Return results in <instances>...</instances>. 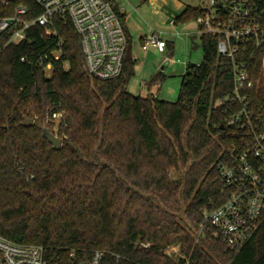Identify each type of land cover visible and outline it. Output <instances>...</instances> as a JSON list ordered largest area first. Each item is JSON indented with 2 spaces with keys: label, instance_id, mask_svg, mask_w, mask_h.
<instances>
[{
  "label": "trees",
  "instance_id": "1",
  "mask_svg": "<svg viewBox=\"0 0 264 264\" xmlns=\"http://www.w3.org/2000/svg\"><path fill=\"white\" fill-rule=\"evenodd\" d=\"M200 14L188 8L176 22ZM54 28L57 37L34 26L0 54V236L41 246L52 260L73 253L76 263L100 252L101 264H264V217L234 251L204 223L203 212L225 201L217 162L241 134L213 106L231 88L217 38L200 36L202 61L186 65L171 103L126 92L132 60L114 80L90 77L69 19L56 17ZM244 61L258 103L264 54Z\"/></svg>",
  "mask_w": 264,
  "mask_h": 264
},
{
  "label": "built area",
  "instance_id": "2",
  "mask_svg": "<svg viewBox=\"0 0 264 264\" xmlns=\"http://www.w3.org/2000/svg\"><path fill=\"white\" fill-rule=\"evenodd\" d=\"M30 1L36 7L32 11L27 7ZM117 2L0 0V54L3 45L21 43L34 26L43 28L46 36L57 37L54 19L67 17L80 35L87 74L101 81L114 80L122 73L128 45L119 18L125 16V11ZM200 11L195 20L199 34L216 37L217 55L231 66L230 91L213 106L223 109L226 127L241 133L216 165L225 201L203 212V218L211 238H220L227 250L234 251L264 217V98L258 103L253 101L255 84L244 61L256 53L264 54V0H208ZM62 44L58 41L57 47ZM166 47L167 42L158 32L142 39L143 51L153 48L164 53ZM52 56L55 61L59 58L57 53ZM50 68L47 65L45 71ZM101 258L100 252H94L89 260L79 263L73 260V253L69 259L52 260L41 246L18 244L0 236V264H101Z\"/></svg>",
  "mask_w": 264,
  "mask_h": 264
},
{
  "label": "rangeland",
  "instance_id": "3",
  "mask_svg": "<svg viewBox=\"0 0 264 264\" xmlns=\"http://www.w3.org/2000/svg\"><path fill=\"white\" fill-rule=\"evenodd\" d=\"M145 0H118L117 5L123 9L126 16L134 13L139 4H145ZM208 0H152L150 8L152 15L143 18V26H152V31L161 32V36L173 49L165 51L163 55L152 54V72L149 66L142 68L137 65L133 67V75L128 80L126 92L134 96L156 97L166 102H175L177 99L179 86L186 65H199L202 61V50L200 42L193 38H186L182 33L180 23L176 19L188 8L195 9L207 5ZM136 15V14H135ZM142 22V21H141ZM176 22V26L173 24ZM141 24V23H140ZM193 25V23H191ZM195 46V49L193 47ZM171 53V54H170ZM143 63L144 58H138ZM161 72V77L156 83H152L153 78ZM171 179L177 176L170 172ZM176 248H171L168 253L175 254Z\"/></svg>",
  "mask_w": 264,
  "mask_h": 264
},
{
  "label": "crops",
  "instance_id": "4",
  "mask_svg": "<svg viewBox=\"0 0 264 264\" xmlns=\"http://www.w3.org/2000/svg\"><path fill=\"white\" fill-rule=\"evenodd\" d=\"M144 3L145 4L143 5L139 4V6H137L133 14L126 16L125 13L124 30L128 38V44L130 45V56H131V60L134 62V66L137 67V65H139L142 68H146L147 66H149V70L150 72H152V54L156 53L159 55H163L165 52L159 53L157 50L153 48H149L147 51H143L141 49L142 39L152 34V32H156V31H152V26L150 25L148 26V28H145V26H143L144 25L143 18L141 19L140 17L141 15L138 14V13H142L144 17L148 15H152V12L149 8L152 5V0H145ZM191 23H193V25ZM173 25L176 26V23H174ZM179 26H181L182 29L181 34H184L186 38H193L199 41L201 35L199 34V28L195 20L184 24H179ZM158 33L162 38L161 36L162 33L161 32ZM172 49H173V45L167 42V47L165 51L167 50L170 51ZM139 57H142V59L144 58L143 63L139 62L138 60ZM158 73L161 74L160 71H158Z\"/></svg>",
  "mask_w": 264,
  "mask_h": 264
},
{
  "label": "water",
  "instance_id": "5",
  "mask_svg": "<svg viewBox=\"0 0 264 264\" xmlns=\"http://www.w3.org/2000/svg\"><path fill=\"white\" fill-rule=\"evenodd\" d=\"M131 60V56H130V45H127V49H126V55H125V62ZM25 127H29L31 125V121H26L22 124ZM42 136L45 140H47V142L52 146V148L55 151H58L60 149L61 146V141L52 133H50L48 130H44L42 133Z\"/></svg>",
  "mask_w": 264,
  "mask_h": 264
}]
</instances>
